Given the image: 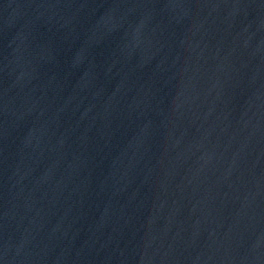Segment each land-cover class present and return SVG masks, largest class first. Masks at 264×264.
I'll list each match as a JSON object with an SVG mask.
<instances>
[{
	"label": "water",
	"instance_id": "water-1",
	"mask_svg": "<svg viewBox=\"0 0 264 264\" xmlns=\"http://www.w3.org/2000/svg\"><path fill=\"white\" fill-rule=\"evenodd\" d=\"M0 264H264V0H0Z\"/></svg>",
	"mask_w": 264,
	"mask_h": 264
}]
</instances>
